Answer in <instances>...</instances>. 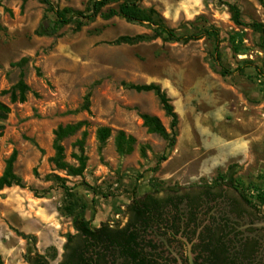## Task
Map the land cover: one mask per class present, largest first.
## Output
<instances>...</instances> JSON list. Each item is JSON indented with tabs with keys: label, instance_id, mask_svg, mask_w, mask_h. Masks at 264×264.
I'll use <instances>...</instances> for the list:
<instances>
[{
	"label": "rangeland",
	"instance_id": "1",
	"mask_svg": "<svg viewBox=\"0 0 264 264\" xmlns=\"http://www.w3.org/2000/svg\"><path fill=\"white\" fill-rule=\"evenodd\" d=\"M50 2L58 9L85 13L92 0ZM226 4L238 8L242 26L234 24ZM140 5L156 10L177 36L216 29L220 61L231 74L220 76L212 37L187 44L160 38L134 46L112 44L121 36L153 34L146 23L108 16L116 5L104 8L80 29L72 23L53 37H41L36 34L39 24L55 18L44 5L38 0H0V102L9 108L0 136V175L16 151L14 171L26 186L0 190L3 264H26L23 256L32 247L57 264L66 236L75 233L68 215L73 205L79 212L78 204H85L83 217L94 228L123 223L133 192L135 197L156 191L161 196L167 189L212 183L230 185L251 200L264 195V46L255 28L264 26L263 8L255 0H141ZM21 59L27 60L22 69L12 66ZM21 71L30 91L24 102L11 104L1 92L18 81ZM161 82L184 96L183 103L179 99L176 103V110L184 114L175 143L181 134L183 147L204 151L202 129L225 138L241 134L249 140L250 154L204 175L197 173L198 160L188 168L175 167L168 176L175 165L163 166L161 158H167L175 143L169 146L168 139L147 133L139 115L158 117L169 135L170 119L153 93L127 88ZM87 95L88 108L82 109ZM77 122L86 123L87 160L82 177H69L51 162L53 132ZM100 127L112 132L102 149L96 140ZM120 130L136 141L130 154L115 149L114 137ZM79 138L77 133L62 143L65 161L71 165ZM49 175L65 179L74 197L67 199L56 181L46 178ZM20 233L33 235L35 242Z\"/></svg>",
	"mask_w": 264,
	"mask_h": 264
},
{
	"label": "trees",
	"instance_id": "2",
	"mask_svg": "<svg viewBox=\"0 0 264 264\" xmlns=\"http://www.w3.org/2000/svg\"><path fill=\"white\" fill-rule=\"evenodd\" d=\"M42 5L46 7V12H50L54 15V20H44L39 24L36 34L41 37H53L57 34L60 28L69 24H76V28L80 29L88 22L93 21L96 17L101 15L104 8L110 5H116V11H110L108 16L112 14L123 19L127 23H136L147 25L152 27L153 34H139L135 36H121L114 40V45H128L134 46L141 43L152 42L156 39H162L165 42H175L187 44L191 41H197L206 37H212L214 39V51L213 60L219 68V74L222 77L228 76L232 71L224 67L220 61L219 45L220 39L216 29L210 27L199 34H191L186 36H177L174 30L168 28L163 19L153 8H144L140 5L141 0H92L87 12L75 11L70 8L58 9L53 6L50 0H38ZM264 10V0H255ZM231 14L232 21L235 25L242 26V22L239 17V10L236 6L226 4ZM255 28L260 31L261 44L264 46V26L256 24ZM26 59H21L12 66H17L22 69L26 64ZM237 71L239 69H236ZM125 86L124 84H122ZM127 88L136 93L151 92L157 98L164 115L170 119L169 129L170 134L166 131L164 126L158 117L149 114H140L139 118L142 121V126L149 134H157L163 139L169 140V146L175 143V130L178 126V115L175 112L171 99L167 96L165 90L159 84L150 83L143 85L128 84ZM30 89L24 81V72L21 71L18 81L7 91L1 92L2 96L8 95L9 102L22 103L26 100V96ZM89 104V95L84 99L82 109H87ZM9 114V108L7 105L0 102V136L4 129V123ZM85 122H77L74 124H66L58 126L53 132V144L52 148L54 155L51 159L54 167L58 171H62L69 177H82L86 166V157L84 155V145L87 137V132L83 127ZM77 133H80V138L74 143V148L77 151L72 153L71 157L75 161V165H71L65 161L63 141L73 137ZM111 129L107 127H100L96 131V140L99 144V149H102L106 141L111 136ZM135 139L125 134L124 131H117L114 137L115 149L119 154H130L133 151L135 145ZM143 152V151H142ZM16 151H13L5 162L4 170L0 175V190L11 187L25 188L23 180L15 173L14 163L16 161ZM166 158H161V161H165ZM53 178L57 187L60 188L65 197L72 199L73 189L66 184V180L57 176H47L46 178ZM157 195L156 192L144 194L141 197H135L133 192V198L126 206V212L132 211L138 217L144 216V213L148 211L149 205H158L159 202L153 199ZM258 201H264V195L256 198ZM77 206V205H76ZM79 212H74V205L72 211L68 213L71 217L72 227L75 231L74 234H68L66 236V242L63 245V253L61 260L57 264H94V256L98 254L97 249H100V244L104 245L107 241L114 240V243H121L123 246L130 248V243L134 242V234H127V228L124 230H112L108 228V225L101 223L100 227L91 229L89 228V222L84 219L83 213L86 210L84 203L78 204ZM23 239L34 243L35 237L33 235H19ZM125 238V239H124ZM129 252V251H128ZM135 257L134 255H132ZM26 264H50L47 258L38 253L34 247L27 248L26 253L23 256ZM0 264H3L0 255Z\"/></svg>",
	"mask_w": 264,
	"mask_h": 264
},
{
	"label": "flooded vegetation",
	"instance_id": "3",
	"mask_svg": "<svg viewBox=\"0 0 264 264\" xmlns=\"http://www.w3.org/2000/svg\"><path fill=\"white\" fill-rule=\"evenodd\" d=\"M153 199L159 204L143 217L128 211L123 223H105L127 228L134 242L128 248L109 239L94 264H264V201L212 183L167 189Z\"/></svg>",
	"mask_w": 264,
	"mask_h": 264
},
{
	"label": "crops",
	"instance_id": "4",
	"mask_svg": "<svg viewBox=\"0 0 264 264\" xmlns=\"http://www.w3.org/2000/svg\"><path fill=\"white\" fill-rule=\"evenodd\" d=\"M160 84L162 89L167 93V96L171 99L175 112L178 115V120L180 121L182 118V114L184 113H179L176 110V103L178 99L180 103L184 102L183 93L175 88L169 89L167 84H164L162 82ZM208 132L212 134V137H207ZM201 133L203 134V137H201V146H203L202 148L205 149L204 151H201V147L200 149L194 148L193 151L190 148L183 147L184 136L180 134L177 137L174 148L167 156L163 165H175L172 166V172H169L168 176H171L176 172L175 167L179 166L180 169L183 167L188 168L198 160H200V162L198 165L197 173L199 176L204 175L216 168L225 166L231 161H239L241 159H244L250 154V151H248L249 140L246 136H243L241 134H231L230 138H225L212 131H205L203 129ZM194 143L195 142L193 141V143L189 144L190 147H194Z\"/></svg>",
	"mask_w": 264,
	"mask_h": 264
}]
</instances>
